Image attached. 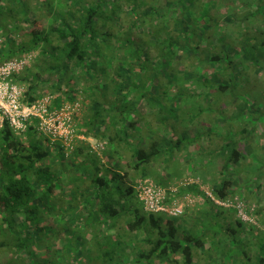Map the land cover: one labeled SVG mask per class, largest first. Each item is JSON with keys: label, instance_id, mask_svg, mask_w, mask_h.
Wrapping results in <instances>:
<instances>
[{"label": "trees", "instance_id": "16d2710c", "mask_svg": "<svg viewBox=\"0 0 264 264\" xmlns=\"http://www.w3.org/2000/svg\"><path fill=\"white\" fill-rule=\"evenodd\" d=\"M230 2L236 4L235 0H36L35 4L32 0H0V63L37 54L14 76V82L24 87L22 101L31 104L52 95L51 110L79 101L76 132L106 143L102 154L80 139L67 147L62 138L52 139L40 131L35 118L26 121L21 134L7 122L0 128V264H197L194 253L198 248L219 252L212 259L219 264H224L222 257L237 264L232 259L235 252L242 264H253V255L264 250V237L258 238V248L249 254L252 248L247 251L250 239L243 241V227L248 223L253 236L255 230L250 221L237 219L235 224L229 213H236L235 208L216 204L200 182L179 184L178 180L170 182L177 191L167 190L169 200L190 193L200 195L203 202L186 206L178 216L148 212L137 196L135 181H128V174L112 157L123 146L132 149L129 164L135 176L145 177L150 173L147 167L162 156L165 162L172 161L174 152L183 151L186 144L205 135L212 140L214 133L208 129L196 130L188 138L187 126L181 128L183 119L192 115L181 109L179 96L189 94L173 83L170 69L182 66L184 54L195 55L205 40L213 42L214 34L218 45L235 47L244 63L264 61V29L252 34L244 30L234 38L235 44L226 33L218 36L217 25H212L218 19L206 4L218 8ZM195 3L206 6L200 30L189 28L183 14L169 22L172 10L187 12ZM211 53H201L206 58L203 62L218 69L207 71L209 77L203 79L200 91L205 89L204 97L210 94L212 99V78H220L214 83L224 90L231 80L223 78L235 73L238 63L233 53ZM159 63H163L161 71L155 73ZM222 63L231 65L229 73L219 67ZM40 85H45L46 94L37 92ZM175 89L179 91L174 94ZM222 98L217 101L223 102ZM233 100L220 103L223 113L228 111L225 104ZM147 108L153 110L152 117L143 119ZM223 115L219 123L224 134L218 135L222 143L213 148L200 145L198 154L188 156L195 165L200 161L202 168H193L188 177L201 174L202 181L208 169L200 156H208L211 162L222 157L218 181L210 187L220 200L236 196L227 178L230 175L222 176V172L253 153L250 148L245 154L239 149L247 127L232 131V118ZM195 118L189 120L190 125H196ZM155 181L170 186L162 176ZM238 196L242 202L247 199L244 193ZM197 204L201 213L190 225L188 212ZM219 234L225 238L219 239ZM41 245L46 255L38 260L35 246ZM67 247L73 251L71 257L54 254ZM256 264H264V258L260 256Z\"/></svg>", "mask_w": 264, "mask_h": 264}, {"label": "rangeland", "instance_id": "374dc122", "mask_svg": "<svg viewBox=\"0 0 264 264\" xmlns=\"http://www.w3.org/2000/svg\"><path fill=\"white\" fill-rule=\"evenodd\" d=\"M35 1L36 0H32L34 4ZM230 3L231 5L228 7L222 5L218 8H211L210 4H206V6H208L209 8V13L211 14L212 12L213 14H211V16L218 19L217 23H212V25L214 26L217 25L218 36L226 33L228 35V40L235 44L234 38L244 30L245 32L248 31L252 34L253 30L256 31L264 29V0H235L236 4L232 2ZM258 5H260L261 11H256ZM206 6L195 3V8H190L187 11L188 13H191V16L189 17H187V12L185 10L183 13L181 12V8L179 13L175 12V10H172L171 14H169V22H171L173 17L177 18L183 14L182 18H185L187 20L189 28L192 25L196 27L197 30H200L199 25L202 19L201 12L203 13V10ZM125 8L127 9V7ZM220 14H223V16L221 17ZM218 15H220V17H217ZM212 38L215 39L213 42L212 40H209V43V41L205 40L206 43L201 44V49H199V51H195L196 56H187L186 54H184V63L182 64V66L178 65L176 68L177 70L174 69L175 66H172V69H170V73L174 74L173 83L175 85H177L178 83L182 87L178 88L182 93L189 94L187 96H179V104L181 105V109H186L189 112L191 111L192 115V117L189 119H183L184 121L181 128L183 129L185 128V125L187 126L188 138L196 134V130L205 131L206 129H208L214 133L212 136V140H208L206 135L202 136L200 140L183 146L184 150H181L179 156H177V159L175 158L173 161H168V163H163L160 159H157L155 160L153 165L148 166L147 168L148 172H150V177L156 180L157 177L162 176L166 179L167 185L169 184L173 186V184H176L178 180L179 184H185L188 179L196 178L198 179V182L201 183V188L205 191H209L212 184L214 185L215 182L218 181L219 177L217 176V173L222 166V163H224V160L222 159V157H216L209 168H207V165L206 168L208 170H204L205 178L204 181H202L200 179L201 174H199L198 177H188V174L194 167L198 168V165H195L194 161L191 160V162H189V154L191 155V152L193 154H198L199 149H201V147H198L200 145L204 144L207 148H213L215 146L218 147L222 143V139L221 137H218V135L219 133H221L222 136L224 134V132H222L220 128L221 125L219 123V120L221 118H224L221 117L224 116V113L229 114V116L232 118V131L246 126L247 134L245 136V139H243V141L239 143V149L245 154V152H247L246 149L250 148L253 149V153L247 154L246 159H242L241 162H239L237 165L234 164L229 168V170L223 171L221 175H230L227 178H230L232 181V192L234 195H236L235 197H239L238 195L241 193H244L246 195L245 198L247 199H244L245 201L243 200L244 202L242 203H244L246 211L252 213L250 215L246 214L244 211H242L241 214L239 212L234 213L233 211H229V213L235 224L237 219L245 221V219L250 218V220L246 221H250L253 224L255 235L253 236L251 230L249 232V228L251 229V227L248 226V223H245V227L243 228L246 231H244V236L242 239L243 241H247L246 239H250V244L247 245V251L252 248L249 254H253L254 251L258 248V238L264 237V61H260L258 65L244 63L242 60H240V54L235 53V47H224L222 43L218 45L215 34L211 37V39ZM215 51H219L221 55H226V52L233 53V59L236 63H238V69L235 73L230 75V77L225 76V79L223 78L224 81H226L228 78L229 80H231V83L222 91L218 87V85L214 83V80L218 77L212 78V83H210L212 85H215V89L213 92H211V94H213V98L211 99V97H209L210 94L204 97V95L206 94L205 89H202L201 91L200 89L201 85H203V79L209 77L207 76V71L218 69V66H213L209 63L207 64L203 62L206 58L202 57L201 53L203 54V56H207V52L210 55L212 54L211 52ZM157 54L158 53L155 52L152 55L153 57H155ZM34 55L35 58L37 55L36 52ZM195 58L198 60H196ZM157 60L158 62H160L158 58ZM199 60L202 61L200 62ZM151 61L154 62L155 59L153 58L151 59ZM162 65L163 63H159L154 72L157 73V71H161ZM219 67H221L223 72H225L226 74L231 71V65H228L227 63H224ZM150 79L152 78L150 77ZM218 79L220 80V78ZM211 84L209 85L212 86ZM151 85L152 81L148 82L147 87L150 88ZM178 89H175L173 91L174 94L179 91ZM40 90H42L43 94L47 93V88L45 87V85H40V89L37 90V92H40ZM221 98L223 102L225 101V103L229 100L231 101L232 99H234L230 104H225V107H227L228 111H225L224 113L222 111L223 108L219 107H224L223 104H220L223 102L219 103V101H217V99ZM79 104L81 110V102H79ZM200 107L202 108L203 112L199 111ZM147 110L149 109L147 108ZM85 111L86 109L84 110V113L87 112ZM240 111H242L243 114ZM151 113H153V110L152 112L150 110L146 111L143 114V119H149L150 117H152ZM241 114L242 116H240ZM83 116L85 117V115ZM193 117H196L194 120L196 122L195 126L189 124V120ZM150 124L153 125L152 123ZM131 153L132 149H129L127 146H123L122 148L117 149V151H114V155L112 156L115 164L120 167L119 169H121L123 173L128 174V181L130 182L135 181L140 176H135V171L129 164L132 157ZM200 158L202 160L205 159L204 156H200ZM105 159L107 161L109 160L107 156L105 157ZM177 162L178 164L173 165V163ZM143 168L145 167L143 166ZM201 173H203V171H201ZM172 174H177L178 176H176L175 178L174 176H172ZM170 182H173V184ZM198 200L201 201V197H199ZM137 204L139 207H141V203L139 200H137ZM199 207L200 205L197 204L196 206L191 207L190 212H188L189 217L187 219L190 225H194V223L196 222L195 216L197 217L198 215H200L201 212H199ZM242 216L245 219H243ZM218 236L219 239L225 238L223 234H219ZM44 244L46 243L44 242ZM43 245L38 247L35 246V248L37 249L36 259L38 260H42L46 255ZM60 245L62 246L63 244L61 243ZM206 246L209 247L210 242H206ZM250 246L251 248H249ZM72 253L73 251H70L69 247L63 250V252L54 251V254L60 257L63 256L64 259L71 257L70 255ZM218 253L219 252L211 250L210 248H208V251H206V249L201 251V249L198 248L195 250L194 256L196 258L197 264H217L218 262L214 260L212 261V259L213 257H216L215 255H218ZM51 255L52 253L49 256ZM238 256H240L239 253L235 252V256H233L232 259H235L237 264H242L241 260L243 259ZM260 256L264 258V250L262 252L260 251L257 254L255 253L251 262L253 264H256ZM126 259H124V261H126ZM217 259H219V257ZM222 261L224 264H230L229 257H222ZM157 264L168 263L162 261L158 262ZM244 264L247 263L245 262Z\"/></svg>", "mask_w": 264, "mask_h": 264}, {"label": "built area", "instance_id": "2783aa9c", "mask_svg": "<svg viewBox=\"0 0 264 264\" xmlns=\"http://www.w3.org/2000/svg\"><path fill=\"white\" fill-rule=\"evenodd\" d=\"M33 57L34 53L23 54L0 63V128L7 122L14 132L21 134L25 131L26 121L35 118L39 121L38 129L51 136L52 139L62 138L64 144L70 148L73 147L76 139L85 140L94 151L102 154L106 144L104 141L76 132V117L80 113L79 101L74 104L66 103L59 109L52 110L50 109L52 95H44L31 104L22 101L24 87L14 82V76L20 73ZM193 182H198V179H188L185 184ZM135 189L144 210L148 212H163L171 216H178L184 212L186 206L203 202L200 195L190 193H184L169 200L167 190L175 192L177 186H163L150 176L137 178ZM205 192L216 204L226 208L233 207L240 214L242 211L248 214L244 203L238 197L220 200L212 194L211 190ZM199 197H201V201L198 200ZM242 218L245 219L243 216ZM246 220H250V218Z\"/></svg>", "mask_w": 264, "mask_h": 264}, {"label": "crops", "instance_id": "0c3cea01", "mask_svg": "<svg viewBox=\"0 0 264 264\" xmlns=\"http://www.w3.org/2000/svg\"><path fill=\"white\" fill-rule=\"evenodd\" d=\"M203 151H205L206 152V150H203ZM179 150H177V151H175L174 152V156L172 157L173 159H171L172 161L176 158L177 159V156H179ZM191 155H193V153L191 152ZM166 156H162L161 157V161L163 162L164 161V158H165ZM189 159L191 158V157H188ZM204 160H202V162L205 164V167H204V169L207 167V165H208V167L207 168H209L210 166H211V161L208 159V156H204ZM201 159V158H200ZM164 163H165V161H164ZM168 163V162H167ZM176 164H178V162L177 163H173V165H176ZM150 166V165H149ZM200 166V168H201V162L199 161V165H198V167ZM195 168V167H194ZM197 169H199V168H197ZM202 169V168H201Z\"/></svg>", "mask_w": 264, "mask_h": 264}]
</instances>
